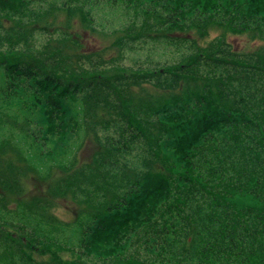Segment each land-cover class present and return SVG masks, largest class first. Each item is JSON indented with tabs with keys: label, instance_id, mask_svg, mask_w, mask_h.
<instances>
[{
	"label": "trees",
	"instance_id": "obj_1",
	"mask_svg": "<svg viewBox=\"0 0 264 264\" xmlns=\"http://www.w3.org/2000/svg\"><path fill=\"white\" fill-rule=\"evenodd\" d=\"M0 264H264V0H0Z\"/></svg>",
	"mask_w": 264,
	"mask_h": 264
},
{
	"label": "rangeland",
	"instance_id": "obj_2",
	"mask_svg": "<svg viewBox=\"0 0 264 264\" xmlns=\"http://www.w3.org/2000/svg\"><path fill=\"white\" fill-rule=\"evenodd\" d=\"M229 41L233 45V47L237 50L241 49L246 44V39L244 37H240V36H231V37H229ZM94 149H95V146L92 143V141L87 139L83 150L79 154L80 160L81 161L87 160L90 157V155L93 153ZM63 204H65V203L63 201H61L60 202L61 209H59L57 211V215L62 220H67V219H69L70 214H69V212H67L65 210V205L63 206Z\"/></svg>",
	"mask_w": 264,
	"mask_h": 264
}]
</instances>
